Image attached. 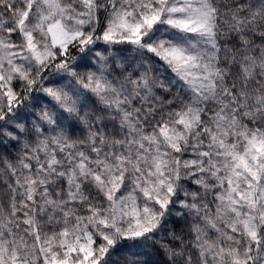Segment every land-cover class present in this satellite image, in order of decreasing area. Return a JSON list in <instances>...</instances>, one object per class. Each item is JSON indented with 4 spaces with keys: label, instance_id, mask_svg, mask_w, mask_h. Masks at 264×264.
Segmentation results:
<instances>
[{
    "label": "snow or ice",
    "instance_id": "6c2138e0",
    "mask_svg": "<svg viewBox=\"0 0 264 264\" xmlns=\"http://www.w3.org/2000/svg\"><path fill=\"white\" fill-rule=\"evenodd\" d=\"M0 264H264V0H0Z\"/></svg>",
    "mask_w": 264,
    "mask_h": 264
}]
</instances>
